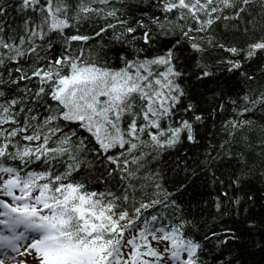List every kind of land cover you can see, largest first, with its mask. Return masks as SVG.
<instances>
[{
  "label": "snow or ice",
  "instance_id": "snow-or-ice-1",
  "mask_svg": "<svg viewBox=\"0 0 264 264\" xmlns=\"http://www.w3.org/2000/svg\"><path fill=\"white\" fill-rule=\"evenodd\" d=\"M255 3L0 0V264H245L244 250L264 252V36L237 46L215 34ZM238 78L258 86L233 99ZM212 128L201 172L181 169L218 186L210 223L197 219L206 205L180 199L186 183L169 190L163 158Z\"/></svg>",
  "mask_w": 264,
  "mask_h": 264
},
{
  "label": "trees",
  "instance_id": "trees-1",
  "mask_svg": "<svg viewBox=\"0 0 264 264\" xmlns=\"http://www.w3.org/2000/svg\"><path fill=\"white\" fill-rule=\"evenodd\" d=\"M249 16L244 17L241 21H229L227 23L221 21L215 27V34L217 39H220L221 42L226 45L230 43H235L237 46H244L246 42L256 39L258 37L264 36V10L260 8L259 0H256V3L251 9H249ZM245 27L248 31L245 33ZM81 31L84 34L91 35L92 31L88 25H84L81 28ZM111 33H108L104 36L101 43L106 42ZM89 45L96 49L97 40L89 41ZM213 55H227L226 53L213 52ZM246 71L249 74L255 73L257 82L261 81L259 75L260 63L253 62L249 67H246ZM227 76V74H225ZM227 84L231 86L233 90V99L237 98V95L243 96L245 90H250L257 88L258 84L248 83L243 80V78H238V80H227ZM228 115V112H225V116ZM259 115V113H257ZM255 119V117H251ZM218 119V123H219ZM211 123V122H209ZM211 130H204L205 137L200 140L198 144H190L187 141H184L182 145L178 147L177 150L166 154L163 158L164 163L167 165L165 171L167 173L168 187L170 191H175V187L183 181L188 185L187 190L180 197L185 202H190L193 205H196L198 202L203 206H207V211L204 213L203 217H197V219H206L211 223V215L214 211L212 208V200L218 194V186L211 182L210 176L200 174L197 177H193L190 174L187 175L182 171L185 163L189 165L188 173L194 168L197 173H200L201 170L197 165V161L203 160L204 155L207 151V145L209 143L208 137L211 136ZM215 143V141H212ZM217 175H220L218 172ZM256 188H264V185H261L259 182L255 185ZM90 190L102 191V188H93ZM259 209V205H257ZM227 224L231 223V219L225 218ZM243 261L245 264H264V252L249 248L244 250Z\"/></svg>",
  "mask_w": 264,
  "mask_h": 264
},
{
  "label": "rangeland",
  "instance_id": "rangeland-1",
  "mask_svg": "<svg viewBox=\"0 0 264 264\" xmlns=\"http://www.w3.org/2000/svg\"><path fill=\"white\" fill-rule=\"evenodd\" d=\"M5 264H10V261H6Z\"/></svg>",
  "mask_w": 264,
  "mask_h": 264
}]
</instances>
